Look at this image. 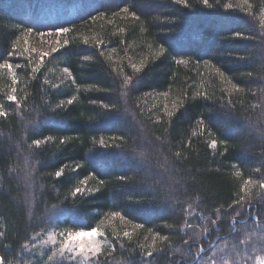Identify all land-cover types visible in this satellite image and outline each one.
<instances>
[{"label": "trees", "instance_id": "16d2710c", "mask_svg": "<svg viewBox=\"0 0 264 264\" xmlns=\"http://www.w3.org/2000/svg\"><path fill=\"white\" fill-rule=\"evenodd\" d=\"M208 3L0 0L5 264L92 228L98 264H224L264 225V0ZM48 33L57 51H27Z\"/></svg>", "mask_w": 264, "mask_h": 264}, {"label": "snow or ice", "instance_id": "6c2138e0", "mask_svg": "<svg viewBox=\"0 0 264 264\" xmlns=\"http://www.w3.org/2000/svg\"><path fill=\"white\" fill-rule=\"evenodd\" d=\"M177 3H183V0H176ZM203 4L205 6L210 7L208 0H203ZM125 13L128 12L127 8L122 9ZM133 15H135L133 13ZM138 18V17H137ZM70 31L69 28L66 27H61L57 31V35H63L67 34ZM27 32H31V29H28ZM40 35H45V33H40ZM48 35H51V33H48ZM241 34L237 33L236 36H240ZM65 44H67V41H64ZM53 51H57V49H53ZM165 49L161 48L157 55L163 54ZM11 55V54H10ZM46 55V54H45ZM135 67V66H133ZM0 68H7L9 72H12L13 65L11 63H3L0 64ZM39 65H37L35 68H33V71H38ZM139 69H137L138 71ZM67 72L68 70L65 69ZM219 71V70H217ZM14 75V73H13ZM220 75H223V73H220ZM130 82V78H126V84ZM236 86L233 85V88ZM15 90H13L14 92ZM9 101L11 102H17L16 96L9 95L8 97ZM68 103L71 104L72 100H68ZM2 108V106H0ZM7 113L4 112L3 110H0V116H6ZM34 143L39 144L40 141H34ZM212 146H216V142L213 141ZM56 177H60L62 175L61 171L56 172ZM239 175V173H237ZM121 179H124L123 177ZM253 183L252 181H246L245 182V188L247 187L248 184ZM261 188H264V184L260 185ZM245 189H242L244 191ZM74 195L76 194H82V189L77 187L73 193ZM247 194V193H246ZM244 198L241 197V200ZM241 201H236V203H240ZM117 215V214H114ZM103 223V221H101ZM212 225H215L217 223L216 220L211 221ZM258 229H264V225H257ZM60 236L63 237L61 240L56 239L55 234H49L47 239L43 241L44 244L51 243L52 245H59L58 247L55 248V251L52 252V255L48 257V260L51 261L53 257L59 256L63 258L64 260H67L69 264H72L73 261H76L77 258H80L82 261H84V264H88L89 261H92V264H98V261L93 260V258H97L101 252L104 250V245L107 243V240L100 239V237L104 236V233L99 229V228H92L90 230H81V231H68L67 233H60ZM125 236L128 235L127 232L124 233ZM164 239H167V237H164ZM27 247V245H25ZM191 245L189 246V249H186L190 253L191 250ZM203 252L204 250L201 248L200 250ZM148 256H152V252H148ZM199 255L197 256V261L199 260ZM0 264H5V260L3 257H0ZM209 264H211V258L209 260Z\"/></svg>", "mask_w": 264, "mask_h": 264}, {"label": "rangeland", "instance_id": "374dc122", "mask_svg": "<svg viewBox=\"0 0 264 264\" xmlns=\"http://www.w3.org/2000/svg\"><path fill=\"white\" fill-rule=\"evenodd\" d=\"M104 1V0H103ZM52 35L48 36H40L36 42H31L27 39L24 40L25 47H27V51L30 53H33L35 55H42L50 51L51 49L56 48L58 42L57 38ZM255 233L251 234L252 236H247V238L244 241L239 242V245L237 248L232 249V253L230 252L231 257H229V260H225L226 263L224 264H264V229H258L255 228ZM102 231V230H101ZM247 231V230H246ZM103 232V231H102ZM250 232H246L245 234H249ZM53 234V233H49ZM45 237H40L38 239L33 240V246L26 249L27 254L32 255V257L37 259H44L46 260V264H69L67 260H64L63 258L59 256L53 257L51 261L48 260V257L52 255V252L55 251V248L59 245H52L51 243L44 244L43 241L47 239L48 235ZM57 235V234H56ZM56 239L59 241L63 239L62 236L59 234L56 236ZM100 239L104 240L106 238L105 234L104 236L100 237ZM220 250H224L227 248L225 245L219 246ZM109 249V242L107 240V243L104 245V251ZM228 249V248H227ZM101 252V253H102ZM226 252V250H225ZM229 254V251H227ZM237 252L236 254H234ZM220 253V252H219ZM216 255L215 253L212 254L208 258H202L201 261L198 262V264H209V260L211 258V264H220L222 261L220 258L222 255ZM217 257L218 260L216 259ZM96 258H93L95 260ZM220 262V263H217ZM72 264H84V261H82L80 258H77L76 261H73ZM88 264H92V261H89Z\"/></svg>", "mask_w": 264, "mask_h": 264}]
</instances>
